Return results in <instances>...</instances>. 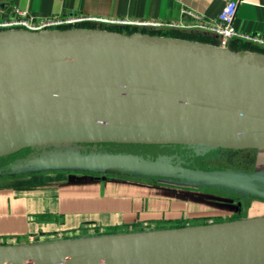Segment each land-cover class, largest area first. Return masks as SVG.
Listing matches in <instances>:
<instances>
[{
    "label": "water",
    "instance_id": "95a60500",
    "mask_svg": "<svg viewBox=\"0 0 264 264\" xmlns=\"http://www.w3.org/2000/svg\"><path fill=\"white\" fill-rule=\"evenodd\" d=\"M0 141L264 150V55L96 29L0 32ZM0 264H264V218L0 245Z\"/></svg>",
    "mask_w": 264,
    "mask_h": 264
},
{
    "label": "crops",
    "instance_id": "0c3cea01",
    "mask_svg": "<svg viewBox=\"0 0 264 264\" xmlns=\"http://www.w3.org/2000/svg\"><path fill=\"white\" fill-rule=\"evenodd\" d=\"M226 1L0 0V18H12V9L17 8L36 19L82 16L147 23L146 27L89 24L195 34L205 40L192 42L217 47L215 35L178 26L193 21L183 15L184 10L214 19ZM233 28L240 34L264 35V0H238ZM231 43L241 47L235 53L264 55L263 46L234 38L228 50ZM36 146L0 174V244L36 245L82 232L97 235L112 228L125 232L126 228L163 226L178 220L225 218L235 212L233 205L199 191L231 188L247 179L246 173L187 170L172 165L166 157L149 162L130 155L83 152L77 143ZM145 174L156 179H141ZM191 202L202 209H190ZM207 205L219 207L206 212Z\"/></svg>",
    "mask_w": 264,
    "mask_h": 264
},
{
    "label": "trees",
    "instance_id": "16d2710c",
    "mask_svg": "<svg viewBox=\"0 0 264 264\" xmlns=\"http://www.w3.org/2000/svg\"><path fill=\"white\" fill-rule=\"evenodd\" d=\"M78 29H96V30H105L111 32L122 33L124 35H130L133 33H140L146 34L149 36L155 37H166V38H174L179 40H191V41H199L203 40L204 38L199 37L195 34H187V33H179V32H162V31H153V30H146V29H120L119 27H104V26H95L89 23H81L76 26ZM205 40V39H204ZM210 44L217 45L215 42L210 41ZM233 52L242 51L240 48L236 46V44L231 43L228 47ZM77 145L82 147L83 152H94V153H103V154H110V155H130L134 157H139L145 161L153 162L158 158L166 157L170 158L172 165L180 166L181 168L191 170V171H199L203 173H211V172H228L229 170L226 167L220 165H213L208 160L216 155V152L219 148H211V147H201V146H193V145H178V144H130V143H77ZM37 147L36 145H28L22 146L13 150H10L6 153L0 154V174L5 171L11 164L15 161L29 156L33 150ZM198 150H205V152H198ZM241 152L249 153V152H256L254 149H244ZM248 167L244 169H240V172L247 171L248 168L252 165L254 166L255 158H250L248 161ZM250 169V168H249ZM256 173V172H255ZM257 174V173H256ZM199 193L204 195H213L206 191H199ZM218 198H222L226 203L229 205H233L235 208V203L238 199H232L230 197L214 195ZM236 210L231 215L225 218H213L212 222L214 224L219 223H227V222H235L240 220L233 219L234 217L238 216ZM218 219H229V221H215ZM233 219V220H232ZM204 222L209 219H202ZM185 221H173L169 223V228L163 229H175L184 227ZM197 222L194 226L197 225ZM161 225V224H159ZM158 225V226H159ZM158 226L154 227L153 230H162L157 229ZM118 234V233H117ZM115 233L111 234H97L95 236H107V235H117ZM80 238V236L73 237L72 239Z\"/></svg>",
    "mask_w": 264,
    "mask_h": 264
},
{
    "label": "built area",
    "instance_id": "2783aa9c",
    "mask_svg": "<svg viewBox=\"0 0 264 264\" xmlns=\"http://www.w3.org/2000/svg\"><path fill=\"white\" fill-rule=\"evenodd\" d=\"M238 0H227L216 18L205 20L202 17L191 11H183V15L188 16L193 21L190 24H182L178 27L186 29H199L215 35L218 39V48L227 49L228 43L234 38H238L245 42L253 43L264 47V35H246L240 34L233 28V20L237 8ZM12 18H0V32L3 31H25L30 33H41L44 31H60L78 29L77 25L81 23H97L102 25H126L135 27H146L147 23H134L125 21H111L107 19H97L82 16H65V17H46L36 19L27 11H21L17 8L12 9ZM174 26V25H172ZM214 224L212 220L199 221L198 225ZM194 226L190 223H185L184 227ZM143 231H152L154 228L144 225ZM142 231V232H143ZM131 233V232H130ZM88 236H95L94 231H89ZM58 237V236H57ZM55 238V241H63L72 239L73 237ZM4 245V244H0Z\"/></svg>",
    "mask_w": 264,
    "mask_h": 264
},
{
    "label": "rangeland",
    "instance_id": "374dc122",
    "mask_svg": "<svg viewBox=\"0 0 264 264\" xmlns=\"http://www.w3.org/2000/svg\"><path fill=\"white\" fill-rule=\"evenodd\" d=\"M198 152H205V150H198ZM255 158V163L254 166L252 165L248 168L247 171L240 172V169H244L245 167H248L247 165L249 164L248 161L250 158ZM208 162H210L213 165H220L223 167L228 168V172H238V173H246L247 179L244 183L240 184H234L233 187L231 188H225L221 189L218 187L217 189H205L206 192H209L214 195H220V196H225V197H230L232 199H238V201L235 203V210L238 216L234 217L233 219L235 220H250L251 218L256 219V218H264V150H256V152H249V153H244L241 152V150H234V149H222L219 148L218 151L216 152V155L211 157ZM257 174H256V173ZM212 173V172H211ZM141 179L143 180H149L150 182H153L156 177L154 175H142ZM237 183V182H236ZM166 202V201H165ZM167 204V202H166ZM222 204H224L222 202ZM216 206V203H215ZM213 205H207V209H203L206 212H214V209L217 210L219 207H215ZM195 206L193 202H191V207L190 209L194 210H201V206L198 207ZM223 209V208H222ZM220 208V210L222 211ZM192 212V211H191ZM203 218L199 219H190L189 221H185L184 223H190L194 225L199 221H203ZM209 220H214L213 218H207ZM232 219V220H233ZM215 221H229V219H218ZM144 226V225H143ZM143 226H140L139 229L138 227H133L131 229L126 228L123 232V230L120 229H106L105 233L106 234H125V233H130V232H142L143 231ZM157 225L153 224L152 226L150 225V228H154ZM163 228H169V225H159L157 229ZM123 232V233H122ZM87 234L81 233L79 236L84 237ZM71 236V235H70Z\"/></svg>",
    "mask_w": 264,
    "mask_h": 264
},
{
    "label": "bare ground",
    "instance_id": "6f19581e",
    "mask_svg": "<svg viewBox=\"0 0 264 264\" xmlns=\"http://www.w3.org/2000/svg\"><path fill=\"white\" fill-rule=\"evenodd\" d=\"M15 144L12 142H3L0 141V152L7 150L8 148L14 146Z\"/></svg>",
    "mask_w": 264,
    "mask_h": 264
}]
</instances>
